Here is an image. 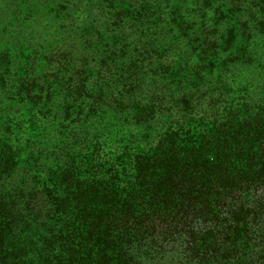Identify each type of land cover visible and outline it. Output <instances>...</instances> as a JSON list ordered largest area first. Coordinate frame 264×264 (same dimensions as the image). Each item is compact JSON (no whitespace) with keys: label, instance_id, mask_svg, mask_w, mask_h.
I'll list each match as a JSON object with an SVG mask.
<instances>
[{"label":"trees","instance_id":"1","mask_svg":"<svg viewBox=\"0 0 264 264\" xmlns=\"http://www.w3.org/2000/svg\"><path fill=\"white\" fill-rule=\"evenodd\" d=\"M70 3L0 54V264H264V0Z\"/></svg>","mask_w":264,"mask_h":264},{"label":"rangeland","instance_id":"2","mask_svg":"<svg viewBox=\"0 0 264 264\" xmlns=\"http://www.w3.org/2000/svg\"><path fill=\"white\" fill-rule=\"evenodd\" d=\"M72 12L70 0H0V54L40 65L49 51L76 38Z\"/></svg>","mask_w":264,"mask_h":264}]
</instances>
